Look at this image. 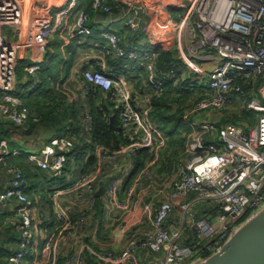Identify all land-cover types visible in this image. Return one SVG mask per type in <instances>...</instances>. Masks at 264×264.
<instances>
[{
    "label": "built area",
    "instance_id": "obj_1",
    "mask_svg": "<svg viewBox=\"0 0 264 264\" xmlns=\"http://www.w3.org/2000/svg\"><path fill=\"white\" fill-rule=\"evenodd\" d=\"M32 2L0 0V118L15 126L36 123L38 118L15 95L19 42L5 40L3 29L21 34ZM92 8L103 14L120 9L119 21H124L129 32L149 34L158 41L174 40L188 60L182 68L172 56L170 70L163 73L158 69L161 52L146 47L143 40H125L116 29L101 36L106 40L103 59L83 70L82 88L88 95L99 89L109 98L125 143L111 150L90 140L86 160L95 158L96 166H87L67 184L81 205L89 207L80 208L74 221L63 205V191L53 193L56 236L50 234L43 262L38 264H141L144 256L150 261L143 264H192L221 251L231 234L264 207V0H93ZM72 12L75 28L68 30L69 37L92 36L91 16L78 7V0H70L58 16ZM61 27L44 28L39 34L48 38ZM92 45L100 47L97 42ZM108 56L123 60V69L134 74L109 70ZM35 69L29 68L31 72ZM181 69L196 76L192 87L189 82L185 98L195 90L198 96L182 115L187 126L182 130L185 147L174 165L166 169L165 181L160 179L163 187L155 194L160 200L147 206L151 228L132 229L127 246L119 252H95L77 238L75 224L91 218L103 179L108 180L101 198L111 206L110 217L114 219L116 210L132 205L137 188L147 181L149 185L157 183L153 170L160 166L163 155L169 159L176 155L170 137L152 112L153 102L166 94L165 81L174 77L179 84ZM205 78L206 83L199 81ZM228 109L254 113L255 119L238 123L205 117ZM78 141L79 136L71 132L56 136L28 160L58 176L66 175ZM144 151L149 152L144 170L124 190ZM12 156L9 141L1 139L0 167L9 175L10 186L0 193V202L15 200L14 216L20 222V247L8 260L11 264H31L30 250L39 238L40 221L35 203L26 194L27 177L11 162ZM123 172L125 176H121ZM122 193L125 197L121 199ZM176 211L177 224L172 228L168 221ZM61 235L76 242L63 255L52 250Z\"/></svg>",
    "mask_w": 264,
    "mask_h": 264
},
{
    "label": "crops",
    "instance_id": "obj_2",
    "mask_svg": "<svg viewBox=\"0 0 264 264\" xmlns=\"http://www.w3.org/2000/svg\"><path fill=\"white\" fill-rule=\"evenodd\" d=\"M92 1L78 0V7L87 11L91 16L89 25L94 30L92 36H77L74 39L69 37L68 30L75 28L74 12L60 18L58 15L70 5V0H33L25 12L21 34L15 33L11 28L3 29L5 40L19 42L18 82L15 95L24 100L32 110L40 115L41 113L43 115H58L64 111V114L72 113L68 121L64 119L65 122L60 120L59 116H50L47 120L41 116L40 123H29L22 127L15 126L0 118V140L9 141L10 149L13 152L11 162L26 175L28 180L26 194L35 203L38 211L36 217L40 221L38 226L39 238L30 250L29 260L31 264L43 262L45 245L50 234L56 236L57 222L51 200L55 191H63V205L74 221H77L80 216V208L85 207L86 210L89 207L86 203L81 205L79 198L69 190L67 185L71 178L84 172L87 166L93 168L96 165L95 158L91 157L86 160L90 140H93L88 119V107H91L92 99L91 95L86 94L82 88V72L88 66H94L100 59H103L102 47L106 40L101 36L113 29L112 25L117 27V24L121 22L119 21L120 9L114 8L112 14L96 12L92 8ZM58 24H62V27L53 36L44 38L39 34V30ZM123 28L116 30L125 40H143L146 47L161 53L169 52L180 61L182 68L186 67L188 56L184 50L177 49L174 40L158 41L150 37L149 34L131 33L124 26ZM92 42L99 43L100 47H93ZM106 63L111 71L134 74L131 70L123 69V61L106 57ZM31 67L36 69L31 72L29 70ZM59 96L63 99V105H59ZM111 105V101L108 100L106 106L109 113L113 109ZM225 113L226 116L221 118L223 121H231V116L238 114L236 110H228ZM60 121L61 124H72L75 129L79 130L78 147L75 146L71 153L66 167V175L63 176L41 169L28 160L30 154L38 153L45 144H49L52 138L70 131V129L59 130ZM185 128H187L186 125ZM125 175L124 172L121 174V176ZM156 178L157 183L155 185H149V181H147L144 187L137 188L132 205L124 211L116 210V218L114 219L110 217L111 206L105 204L100 197L101 211L99 212L95 208L93 209V217L91 216L81 225L75 224L77 238L87 243L95 252L100 250L119 252L125 248L132 229L136 227L151 228L150 212L147 210V206L156 204L160 200L155 197V194L162 186L159 175ZM9 186L10 177L0 167V193ZM124 197L125 194L122 193L120 198ZM15 207V200L0 202V264H11L8 260L9 257L20 247L18 230L20 222L14 216ZM176 212L171 215L168 221L172 228L177 224L178 211ZM45 227H47V231ZM75 243L74 239H66L65 235H61L58 245L52 250L63 255L67 250H71L72 246L76 245ZM148 261L150 258L144 256L141 264ZM89 264L94 263L90 261Z\"/></svg>",
    "mask_w": 264,
    "mask_h": 264
},
{
    "label": "trees",
    "instance_id": "obj_3",
    "mask_svg": "<svg viewBox=\"0 0 264 264\" xmlns=\"http://www.w3.org/2000/svg\"><path fill=\"white\" fill-rule=\"evenodd\" d=\"M111 58L113 60V57H107ZM172 59V55L169 52H162L160 55L159 63H158V69L165 73L170 70V62ZM123 61V60H118ZM124 62V61H123ZM190 82V81H189ZM173 81L172 80H166L165 81V90L166 94L162 98L155 100L153 102V117L158 120L160 123L163 124L164 132L170 137V140L172 141L174 148L176 150V155L172 157L170 160H172V163L169 165V168L173 166V162L177 160L182 153L186 139L182 135L181 129L185 127L184 120L182 118V115L184 114L183 111L180 109L177 111L179 106L175 107L174 105L169 104V100L166 97L167 91L169 89L173 88ZM90 97L92 99L91 101V107L88 109L89 114V123L91 125V137L95 143H98L99 145L109 148L111 150H117L120 148L122 144L125 143V140L122 136L121 132L116 131V127H120V120L116 114H114V121L113 126L110 125V116L109 111L106 106L107 101L109 98H104V95L102 92L97 89L95 91H91ZM107 99V100H106ZM58 100L60 101L59 105H63V99L59 96ZM110 101V100H109ZM180 102V101H178ZM27 104V103H26ZM28 105V104H27ZM28 107L32 110V108L28 105ZM67 108V106H65ZM112 107V105H111ZM59 109V107H58ZM33 114L37 116L38 122H32L29 123L38 124L41 121V116L44 118V120H47L50 116H59L60 120L64 119L68 121L69 116L72 114H64V112H60L58 115H41L37 113L35 110H32ZM243 113V112H242ZM245 113V112H244ZM71 118V117H70ZM245 118V115L241 117V115L235 114L234 116H231L230 120L233 122H241ZM65 122V121H64ZM28 123V124H29ZM27 125V124H26ZM22 127V126H20ZM62 129H70L69 132L75 133L79 136V130L75 129L72 124H61L60 121V128ZM184 130V129H183ZM88 145V144H87ZM76 147L77 144H76ZM149 158V152L144 151L139 158L137 159L136 166L131 172V176L126 182V186H124V190H127L130 186V184L138 177V175L144 170L146 161ZM96 166V165H95ZM94 166V167H95ZM100 197L95 198L94 207L97 208V210L100 212ZM94 208V209H95Z\"/></svg>",
    "mask_w": 264,
    "mask_h": 264
},
{
    "label": "water",
    "instance_id": "obj_4",
    "mask_svg": "<svg viewBox=\"0 0 264 264\" xmlns=\"http://www.w3.org/2000/svg\"><path fill=\"white\" fill-rule=\"evenodd\" d=\"M109 115L110 125L113 126V110ZM120 130V127H116L117 132ZM107 180L105 178L97 190V197L102 196ZM192 264H264V207L231 234L221 251Z\"/></svg>",
    "mask_w": 264,
    "mask_h": 264
},
{
    "label": "rangeland",
    "instance_id": "obj_5",
    "mask_svg": "<svg viewBox=\"0 0 264 264\" xmlns=\"http://www.w3.org/2000/svg\"><path fill=\"white\" fill-rule=\"evenodd\" d=\"M29 3H30V1H29ZM106 21H108V20H106ZM112 26H113L112 27L113 29L122 30V29H124L123 28L124 21H121L120 24H117V27H115L114 25H112ZM180 72L182 73L183 77H181V80L179 81V84L178 85L175 84L176 78L173 77L172 79H170V80H172L174 82L173 83V88L169 89L167 91V96H166L168 98L169 104L171 106L172 105H174L175 107L179 106L177 111H179L180 109L183 111V109H185V107L187 105L191 107V103H194L196 97L198 96V92L195 90V91H192L191 95H189L187 98H185L186 95H187V92H189L188 91L189 81H190V87H192V84H193V81H194L193 78H194L195 75H194V73H190L189 71H187L185 69L184 70L181 69ZM199 81L201 83H206L207 79L206 78L204 80L199 79ZM178 101H180V102H178ZM88 109H89V107H88ZM213 111L214 110H211L210 112H213ZM244 112L245 111H240L238 113V115H241V117L243 116V114L245 115L244 120H246L248 118L250 121H253L255 119V114L254 113L247 112L245 114ZM230 115H233V114H230ZM223 116H226V113H225V111L221 110L219 112L215 111L214 113L209 114V115H207L205 117H211L212 119L220 120ZM220 121L221 122H226V121H223V120H220ZM227 121H229V120H227ZM183 129L184 128H182L181 131ZM175 161L173 162V165H174ZM171 163H172V160H170L168 157H165V155H163V157L161 159V162H160V166H158L155 170H153V171H156L157 175H159V177L161 179V182H164L166 177L168 176L166 169L169 168V165ZM176 214H177V212H176Z\"/></svg>",
    "mask_w": 264,
    "mask_h": 264
},
{
    "label": "bare ground",
    "instance_id": "obj_6",
    "mask_svg": "<svg viewBox=\"0 0 264 264\" xmlns=\"http://www.w3.org/2000/svg\"><path fill=\"white\" fill-rule=\"evenodd\" d=\"M228 110H233V109H228Z\"/></svg>",
    "mask_w": 264,
    "mask_h": 264
}]
</instances>
